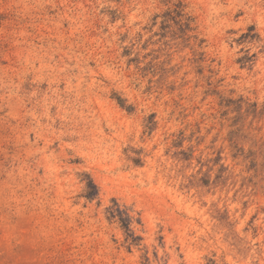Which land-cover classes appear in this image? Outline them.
Returning a JSON list of instances; mask_svg holds the SVG:
<instances>
[{
  "label": "rangeland",
  "instance_id": "1",
  "mask_svg": "<svg viewBox=\"0 0 264 264\" xmlns=\"http://www.w3.org/2000/svg\"><path fill=\"white\" fill-rule=\"evenodd\" d=\"M0 264H264V0H0Z\"/></svg>",
  "mask_w": 264,
  "mask_h": 264
},
{
  "label": "trees",
  "instance_id": "2",
  "mask_svg": "<svg viewBox=\"0 0 264 264\" xmlns=\"http://www.w3.org/2000/svg\"><path fill=\"white\" fill-rule=\"evenodd\" d=\"M87 189H88V192L86 194V197L90 198L92 196V191H93V189H95V187L93 186L92 183H90V185L87 186Z\"/></svg>",
  "mask_w": 264,
  "mask_h": 264
}]
</instances>
